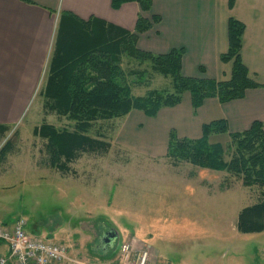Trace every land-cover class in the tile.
<instances>
[{
    "label": "rangeland",
    "instance_id": "rangeland-1",
    "mask_svg": "<svg viewBox=\"0 0 264 264\" xmlns=\"http://www.w3.org/2000/svg\"><path fill=\"white\" fill-rule=\"evenodd\" d=\"M57 23L55 16L53 43L35 91L19 119L0 135V148L7 141L12 145V153L0 162V185L17 183L0 190V225L23 219L27 232L38 226L44 236L54 229L53 243L78 248L81 254L93 241L83 234L81 220H94L93 229L109 228L118 234L114 258L109 247L102 252L95 241L97 245L90 248L93 254L88 250L87 257H75L83 264H119L123 242L131 245L130 264L143 251L148 253V264H264V232L236 231L239 212L263 201L264 189L245 187L240 177L225 171L187 163L174 166L165 158L167 146L161 154H150L145 148L146 127L139 121L147 118L142 113L133 111L120 120L93 124L89 137L110 145L102 156L82 154L68 166L70 173L61 174L50 166L46 141L34 136V129L46 124L70 132L74 127L66 117L47 110L43 96ZM122 69L127 73L142 67L124 59ZM149 89H169V81L153 75L148 88L132 86V94L142 96ZM209 144L222 146L224 161H230L233 149L227 135H213ZM42 235L33 236L47 241ZM99 241L113 243L105 237Z\"/></svg>",
    "mask_w": 264,
    "mask_h": 264
},
{
    "label": "trees",
    "instance_id": "trees-1",
    "mask_svg": "<svg viewBox=\"0 0 264 264\" xmlns=\"http://www.w3.org/2000/svg\"><path fill=\"white\" fill-rule=\"evenodd\" d=\"M231 10L235 0H227ZM26 2V1H25ZM136 3L141 13L151 11L152 0H112L118 10L125 3ZM160 22L152 16L148 21L139 15L133 32H127L97 19L80 21L69 14L58 18L53 50L49 59L43 96L47 110L66 117L73 124L72 131H58L49 125L34 129V136L46 141L50 166L61 174L70 173L69 165L82 154L102 156L109 151L105 140L90 138L93 124L125 118L131 112L153 119L162 109L181 104L184 94L190 96L193 114L206 100L214 99L224 105L242 100L247 91L264 89L249 75L241 59L245 27L228 20V48L221 55L223 64H231L227 81L207 78H185L181 74L182 50L166 55H153L137 47L138 38ZM126 59L142 70L122 69ZM203 73V70L200 71ZM153 75L169 81V89H149L142 96H133L132 86L148 88ZM132 77L133 81H129ZM130 82V83H129ZM8 131L0 126V135ZM227 135L233 154L224 161L225 150L219 144H209L213 135ZM12 153L11 142L0 148V162ZM165 158L172 165L182 163L217 172H227L242 179L245 187L264 189V124L254 122L241 133H229L225 121H215L202 127L199 140L179 139L169 133ZM241 235L264 232V200L242 209L236 220Z\"/></svg>",
    "mask_w": 264,
    "mask_h": 264
},
{
    "label": "crops",
    "instance_id": "crops-1",
    "mask_svg": "<svg viewBox=\"0 0 264 264\" xmlns=\"http://www.w3.org/2000/svg\"><path fill=\"white\" fill-rule=\"evenodd\" d=\"M111 4L112 0H0V126H12L35 91L53 43V19L62 14L84 22L97 19L127 32L134 31L139 15L148 21L157 16L160 22L139 36L137 47L153 55L182 50L183 77L218 82L229 80L231 74V64L221 63L220 57L228 48V20L232 18L245 27L242 62L250 77L264 86V0H235L231 10L227 0H152L149 13H141L133 2L118 10H113ZM140 120L146 127L145 148L158 155L167 146L170 129L179 139L199 140L202 127L215 121H225L229 133L247 131L254 122L264 124V89L247 91L242 100L224 105L206 100L196 114L192 113L190 96L184 94L179 106L161 110L154 119ZM12 186L3 184L0 190ZM65 216L70 215L66 212ZM93 222H79L85 227L83 234L93 241L86 243L82 254L78 248H70L71 256L87 257V251L97 245L95 241L106 238L110 229H93ZM33 228V233H27L42 235L38 226ZM49 231L42 236L55 242L57 231ZM7 253L8 247L0 243V256Z\"/></svg>",
    "mask_w": 264,
    "mask_h": 264
},
{
    "label": "built area",
    "instance_id": "built-area-1",
    "mask_svg": "<svg viewBox=\"0 0 264 264\" xmlns=\"http://www.w3.org/2000/svg\"><path fill=\"white\" fill-rule=\"evenodd\" d=\"M25 226L22 219L10 227L0 225V243L8 247L7 255L0 256V264H83L70 257L68 247L31 236ZM130 259L131 245L124 242L119 250V264H130ZM134 264H148V253H138Z\"/></svg>",
    "mask_w": 264,
    "mask_h": 264
},
{
    "label": "flooded vegetation",
    "instance_id": "flooded-vegetation-1",
    "mask_svg": "<svg viewBox=\"0 0 264 264\" xmlns=\"http://www.w3.org/2000/svg\"><path fill=\"white\" fill-rule=\"evenodd\" d=\"M98 243H100V245H99L100 248L99 249H101L102 252L106 251V249H105L106 246L109 247L111 249V251H114V249H116V245H117V244L114 243L113 246L112 245L108 246L109 243H106V241L103 242L102 245H101V241H99V240H98Z\"/></svg>",
    "mask_w": 264,
    "mask_h": 264
},
{
    "label": "water",
    "instance_id": "water-1",
    "mask_svg": "<svg viewBox=\"0 0 264 264\" xmlns=\"http://www.w3.org/2000/svg\"><path fill=\"white\" fill-rule=\"evenodd\" d=\"M117 237L118 235L114 231H110L106 234V238H111L113 242L117 239Z\"/></svg>",
    "mask_w": 264,
    "mask_h": 264
}]
</instances>
